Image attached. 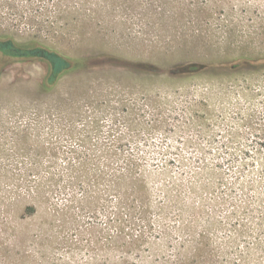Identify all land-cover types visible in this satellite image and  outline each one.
Masks as SVG:
<instances>
[{
	"label": "rangeland",
	"instance_id": "obj_1",
	"mask_svg": "<svg viewBox=\"0 0 264 264\" xmlns=\"http://www.w3.org/2000/svg\"><path fill=\"white\" fill-rule=\"evenodd\" d=\"M0 264H264V0H0Z\"/></svg>",
	"mask_w": 264,
	"mask_h": 264
},
{
	"label": "trees",
	"instance_id": "obj_2",
	"mask_svg": "<svg viewBox=\"0 0 264 264\" xmlns=\"http://www.w3.org/2000/svg\"><path fill=\"white\" fill-rule=\"evenodd\" d=\"M2 46L4 49L15 51L16 53H23V54H30L35 56H42L45 57L49 61L50 65V75L48 76L47 83H53L60 77L64 76L68 71L78 68V66H86V62L84 59H77V58H71L64 54L58 53L56 51H52L46 48L42 47H30L31 49H28L26 51H22L18 48H16L13 45H10V43H2ZM12 46V47H11ZM21 51V52H20ZM182 70L187 69H194L197 68L196 65H182ZM46 83L44 89H49L50 85ZM120 149H117L116 151H119ZM111 152H114L115 149H110ZM74 152V151H73ZM115 154V153H114ZM65 163L67 164L66 170L68 171L66 176V185H75L74 181H82V183H86L87 185L90 184V180L82 175H79L77 172V167L75 164L72 163L71 159L73 157H67L65 156ZM75 158V157H74ZM78 158V156L76 157ZM126 160L125 165L122 167H113L112 164L109 163L107 166L109 169V172L107 174L108 178V184H109V192H113L117 190L118 187H122L125 189L129 195L132 197L130 198L129 202V209L136 210L143 214L144 211L147 210L149 207V204L146 203L145 197H143L144 201L142 202L137 197H140V191L144 189L145 183H146V175L144 172V169L139 167L138 164H135L130 157H125ZM78 164L81 162L78 160ZM36 166V165H35ZM35 166H32L31 169L36 168ZM38 169V168H36ZM31 171V170H30ZM74 173V175H72ZM60 174H49L46 178L47 184L55 185L57 181L59 180ZM83 178L84 180H82ZM41 186V181L35 183V185L28 189L26 193H24V196H28L31 199H34L36 197V194L38 193V188ZM49 187V186H48ZM89 190H86V196H88ZM115 195V194H114ZM17 197V196H15ZM117 200L120 197H116ZM22 199V197H20ZM71 199H74V195ZM20 201V200H19ZM139 202V204H137ZM2 203V202H1ZM118 208V207H116ZM37 211V205L34 202L26 203L23 207V214L25 215H31L36 213Z\"/></svg>",
	"mask_w": 264,
	"mask_h": 264
}]
</instances>
